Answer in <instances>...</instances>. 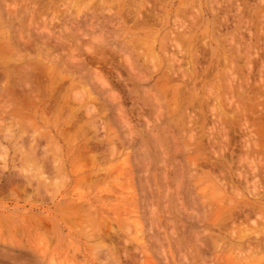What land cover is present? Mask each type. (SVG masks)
<instances>
[{
    "label": "rangeland",
    "instance_id": "obj_1",
    "mask_svg": "<svg viewBox=\"0 0 264 264\" xmlns=\"http://www.w3.org/2000/svg\"><path fill=\"white\" fill-rule=\"evenodd\" d=\"M37 1L0 0V264H264V1Z\"/></svg>",
    "mask_w": 264,
    "mask_h": 264
},
{
    "label": "bare ground",
    "instance_id": "obj_2",
    "mask_svg": "<svg viewBox=\"0 0 264 264\" xmlns=\"http://www.w3.org/2000/svg\"><path fill=\"white\" fill-rule=\"evenodd\" d=\"M38 1H39V0H38ZM38 1H37V2H38ZM51 1H52V0H51ZM100 1H101V0H100ZM116 1H117V0H116ZM263 1H264V0H262V2H263ZM2 2H3V0H2ZM34 2H35V0H34ZM93 2H94V1H93ZM15 4H17V1L15 2ZM21 4H22V3H21ZM24 4H25V3H24ZM43 4H44V2H43ZM83 4H84V3H83ZM127 4H128V3H127ZM132 4H133V3H132ZM151 4H152V3H151ZM116 5H117V4H116ZM8 6H9V5H8ZM24 6H25V5H24ZM45 6H46V5H45ZM121 6H122V5H121ZM152 6H153V5H152ZM13 7H14V6H13ZM96 7H97V6H96ZM10 9H11V8H10ZM25 9H26V8H25ZM23 10H24V9H23ZM23 10H22V11H23ZM44 10H45V9H44ZM115 10H116V9H115ZM5 12H6V11H5ZM17 12H18V11H17ZM23 12H25V11H23ZM23 12H22V13H23ZM31 12H32V11H31ZM37 12H39V11L37 10ZM109 12H110V10H109ZM136 12H137V11H136ZM157 12H158V11H157ZM131 13H132V12H131ZM38 14H39V13H38ZM56 14H57V13H56ZM95 14H97V13H95ZM137 14H139V13L137 12ZM129 15H131V14H129ZM129 15H127V16L129 17ZM133 15H134V14H133ZM133 15L130 16V17L133 18ZM158 15H159V14H158ZM167 15H168V14H167ZM54 16H55V15H54ZM54 16H53V18H54ZM136 16H137V19H141V21H143V19L140 18L139 15H136ZM161 16H162V15H161ZM161 16H160V17H161ZM30 17H31V16H30ZM138 17H139V18H138ZM180 17H181V16H180ZM51 18H52V17H51ZM57 18H58V17H57ZM123 18H124V17H123ZM167 18H168V17H167ZM183 18H184V17H183ZM30 19H31V18H30ZM151 19H152V18H151ZM156 19H157V18H156ZM52 20H53V19H52ZM133 20H134V19H133ZM135 20H136V17H135ZM144 20H146V17H145V16H144ZM53 21H54V20H53ZM56 21H57V20H56ZM58 21H59V20H58ZM92 21H93V20H92ZM151 21H152V20H151ZM193 21H194V20H193ZM200 21H201V20H200ZM23 22H24V21H23ZM122 22H123V21H122ZM132 22H133V21H132ZM147 22H148V21H147ZM158 22H159V21H158ZM30 23H31V22H30ZM41 23H42V22H41ZM141 23H142V22H141ZM24 24H25V23H24ZM146 24H147V23H146ZM3 25H4V24H3ZM127 25H128V24H127ZM148 25H149V24H148ZM155 25H156V24H155ZM164 25H165V24H164ZM1 26H2V25H1ZM30 26H31V25H30ZM133 26H134V25H133ZM180 26L182 27L181 24H180ZM185 26H187V25H185ZM128 27H129V26H128ZM159 27H160V26H159ZM10 29H11V28H10ZM45 29H47V28H45ZM68 29H69V28H68ZM135 29H136V28H135ZM18 30H19V29H18ZM31 30H32V29H31ZM155 30H156V29H155ZM187 30H188V29H187ZM20 31H21V30H20ZM137 31H139V30H137ZM152 31H153V30H152ZM82 32H83V31H82ZM180 32H181V31H180ZM19 33H20V32L18 31V34H19ZM43 33H44V32H43ZM30 34H31V33H30ZM3 35H4V34H3ZM82 35H83V34H82ZM10 36H11V35H10ZM20 36H21V35H20ZM97 36H98V35H97ZM125 36H126V35H125ZM0 37H2V34H1ZM23 37H24V36H23ZM49 37H50V36H49ZM64 37H65V36H64ZM2 38H3V37H2ZM51 38H52V37H51ZM92 38H93V37H92ZM54 39H55V38H54ZM16 40H17V39H16ZM26 40H27V39H26ZM57 40H58V39H57ZM11 41H12V39H11ZM24 41H25V40H24ZM50 41H51V40H50ZM153 42H155V39L153 40ZM6 43H7V42H6ZM13 43H14V42H13ZM13 43H12V44H13ZM29 43H30V42H29ZM55 43H56V42H55ZM146 43H147V42H146ZM178 43H179V42H178ZM18 44H19V43H18ZM131 44H132V43H131ZM155 44H156V43H155ZM177 45H178V44H177ZM179 45H180V43H179ZM15 46H16V45H15ZM19 46H20V45H19ZM46 46H47V45H46ZM50 46H51V45H50ZM180 46H181V45H180ZM17 47H18V46H17ZM152 47H153V46H152ZM18 48H19V47H18ZM15 49H16V48H15ZM89 49H90V48H89ZM150 49H151V48H150ZM53 50H54V49H53ZM64 50H65V49H64ZM90 50H92V53H95V54L93 55V58H94V57L97 55L98 52H97V51H96L97 53H96V52H93L95 49L93 50L92 48H91ZM8 51H9V50H8ZM21 51L23 52V50H21ZM185 51H186V50H185ZM13 52H14V49H13ZM13 52H12V53H13ZM144 52H145V51H144ZM152 52H153V51H152ZM8 53H9V52H8ZM26 53H27V51H26ZM180 53H181V52H180ZM23 54H24V53H23ZM23 54H22V56H23ZM35 54H36V53H35ZM45 54H46V53H45ZM45 54H43V55H45ZM29 55H30V54H29ZM50 55H51V54H50ZM106 55H107V54H106ZM184 55H185V54H184ZM19 56H20V53H19ZM34 56H35V55H34ZM41 56H42V55H41ZM53 56H54V54H53ZM145 56H146V55H145ZM175 56H176V55H175ZM175 56H174V57H175ZM29 57H31V55H30ZM29 57H28V58H29ZM42 57H43V56H42ZM44 57H45V56H44ZM44 57H43V58H44ZM101 57H102V56H101ZM104 57H105V56H104ZM156 57H157V56H156ZM172 57H173V56H172ZM184 57H185V56H184ZM16 58H18V57H16ZM33 58H34V57H33ZM47 58H48V57H47ZM47 58H46V59H47ZM93 58H92V59H93ZM23 59H24V58H23ZM44 59H45V58H44ZM48 59H49V58H48ZM48 59H47V60H48ZM105 59H106V58H105ZM107 59H108V58H107ZM172 59H173V58H172ZM175 59H176V58H175ZM177 59H178V58H177ZM47 60H45V61H47ZM49 60H50V62H49V64H48V66L51 67V65H53L51 61H53V60H51V59H49ZM94 60H95V59H94ZM8 61H9V60H8ZM12 61H13V60H12ZM107 61H108V60H107ZM177 61H178V60H177ZM1 62H2V61H1ZM5 62H6V61H5ZM43 62H44V61H43ZM93 62H94V61H93ZM160 62H161V61H160ZM10 63H11V62H10ZM20 63H21V62H20ZM44 63H45V62H44ZM50 63H51V64H50ZM131 63H132V62H131ZM173 63H174V62H173ZM11 64H12V63H11ZM96 64H97V63H96ZM99 64H100V63H99ZM179 64H180V63H179ZM6 65H9V62H8ZM6 65H5V66H6ZM36 65H37V64H36ZM103 65H104V64H103ZM16 66H17V65H16ZM20 66H22V65H20ZM25 66H26V65H25ZM38 66H39V65H38ZM41 66H42V65H41ZM50 67H49V68H50ZM172 67H173V66H172ZM177 67H178V66H177ZM17 68H18V67H17ZM25 68H26V67H25ZM35 68H36V67H35ZM40 68H41V67H40ZM55 68H56V67H55ZM55 68H54V69H55ZM96 68H97V67H96ZM0 69H2V68H0ZM133 69H135V67H134ZM133 69H131V71H132ZM28 70H29V69H28ZM30 70H31L30 72L33 73V71H32L33 69L30 68ZM47 70H48V68H47ZM7 71H8V70H7ZM22 71H23V69H22ZM24 71H26V70H24ZM99 71H100V70H99ZM133 71H134V70H133ZM133 71H132V72H133ZM39 72H40V71H38V73H39ZM42 72H43V71H42ZM44 73H45V72H44ZM51 73H52V72H51ZM119 73H120V72H119ZM184 73H185V72H184ZM30 74H31V73H30ZM45 74H46V75L48 74V76H49V73H45ZM5 75H6V74H5ZM35 75L38 76L37 73H35ZM52 75H53V74H52ZM96 75H97V74H96ZM122 75H123V74H122ZM182 75H183V73H182ZM225 75H226V74H225ZM36 76H34V77H36ZM44 76H45V75H44ZM48 76H47V77H48ZM104 76H105V74H104ZM104 76H103V77H104ZM142 76H143V75H142ZM41 77H42V76H41ZM55 77H56V75H55ZM98 77H99V76H97V78H98ZM143 77H144V76H143ZM143 77H142V78H143ZM42 78H43V77H42ZM60 78H61V77H60ZM120 78H121V77H120ZM136 78H137V77H136ZM17 79H18V77H17ZM48 79H49V77H48ZM102 79H103V78H102ZM38 80H39V77H38ZM38 80H37V81H38ZM43 80H44V79H43ZM53 80H54V79H53ZM59 80H60V79H59ZM95 80H96V79H95ZM100 80H101V79H100ZM18 81H19V84H20V79H19ZM34 81H35V80H34ZM48 81H50V80H48ZM48 81H47V82H48ZM54 81H56V80H54ZM62 81H63V80H62ZM164 81H165V80H164ZM38 82H39V81H38ZM40 82H41V81H40ZM58 82L60 83V81H58ZM69 82H70V81H69ZM100 82H101V81H100ZM29 83H30V82H29ZM36 83H37V82H35V85H37ZM51 83H52V82H51ZM103 83H104V82H103ZM21 84H22V83H21ZM33 84H34V83H33ZM39 84H40V83H39ZM45 84H46V83L44 82V85H45ZM57 84H58V83H57ZM70 84H71V83H70ZM103 85H104V84H103ZM134 85H135V84H134ZM29 86H30V84H29L27 87H29ZM33 86H34V85H33ZM61 86H62V85H61ZM104 86H105V85H104ZM107 86H108V85H107ZM30 87H31V86H30ZM37 87H38V86H37ZM43 87H44V86H43ZM54 87H55V86H54ZM41 88H42V87H41ZM51 88H52V86H51ZM60 88H61V87H60ZM102 88H103V86H102ZM21 89H22V88H21ZM28 89H29V88H28ZM34 89H35V88H34ZM36 89H38V88H36ZM11 90H12V89L10 88V91H11ZM23 90H24V89H23ZM41 90H42V89H41ZM55 90H56V89H55ZM55 90H54V91H55ZM61 90H62V89H61ZM100 90H101V89H100ZM110 90H111V89H110ZM24 91H25V90H24ZM36 91H37V90H36ZM54 91H53V92H54ZM63 91H65V90H63ZM89 91H90V90H89ZM30 92H31V91H30ZM37 92H38V91H37ZM45 92H46V91H45ZM45 92H44V93H45ZM53 92H52V94H53ZM60 93H61V92H60ZM66 93H67V92H66ZM78 93H79V92H78ZM83 93H85V92H83ZM112 93H113V92H112ZM116 93H117V92H116ZM14 94H15V93H14ZM33 94H34V93H33ZM49 94H50V92H49ZM62 94H63V93H62ZM74 94H75V96H76V93H75V92H74ZM74 94H73V97H74ZM91 94H93V93H91ZM25 95H26V93H25ZM43 95H44V94H43ZM60 95H61V94H60ZM67 95H68V94H67ZM78 95H79V94H78ZM117 95H118V94H117ZM7 96H8V95H7ZM17 96H18V94H17ZM17 96H16V97L14 96V97L17 98ZM33 96H34V95H33ZM53 96H55V95H53ZM53 96H52V98H53ZM69 96H70V95H69ZM83 96H84V95H83ZM90 96H91V95H90ZM114 96H116V95H114ZM9 97H10V96H9ZM12 97H13V96H12ZM36 97H39V95L36 96ZM45 97H46V96H45ZM60 97H61V96H60ZM80 97H82V95H81ZM116 97H117V96H116ZM129 97H130V96H129ZM150 97H151V96H150ZM0 98H1V97H0ZM15 98H14V99H15ZM22 98H23V97H22ZM68 98H69V97H68ZM118 98H119V97H118ZM25 99H26V98H25ZM31 99H32V98H31ZM36 99L41 100L40 98H36ZM44 99H45V98H44ZM44 99H43V100H44ZM69 99H70V98H69ZM77 99L79 100L80 98H76L75 100H77ZM114 99H115V97H114ZM121 99H122V97H121ZM121 99H120V101H121ZM38 100H37V101H38ZM75 100H74V101H75ZM78 100H77V101H78ZM82 100H83V99H82ZM82 100H81V101H82ZM109 100H110V99H109ZM122 100H123V99H122ZM15 101H16V100H15ZM24 101H27V99L24 100ZM37 101H35V103H36ZM77 101H76V103H77ZM114 101H115V100H114ZM120 101H119V102H120ZM16 102H17V101H16ZM30 102H31V101H30ZM30 102H29V103H30ZM48 102H49V101H48ZM55 102H57V101H55ZM69 102H70V101H69ZM116 102H117V101H116ZM122 102H123V101H122ZM27 103H28V102H26L25 104L27 105ZM46 103H47V102H46ZM80 103H81V102H80ZM82 103H83V101H82ZM113 103H114V102H113ZM65 104H66V103H65ZM102 104H103V103H102ZM102 104H101V105H102ZM121 104H122V103H121ZM172 104H173V103H172ZM177 104H178V103H177ZM10 105H11V104H10ZM37 105H39V102H38ZM67 105H69V104H67ZM70 105H71V103H70ZM79 105H80V104H79ZM175 105H176V102H175ZM71 106H72V105H71ZM89 106H90V105H89ZM89 106H88V107H89ZM93 106H94V105H93ZM44 107H45V106H44ZM50 107H51V106H50ZM66 107H67V106H66ZM73 107H74V106H73ZM75 107H77V106H75ZM83 107H84V106H83ZM88 107H87V108H88ZM94 107H95V106H94ZM53 108H54V107H53ZM57 108H58V107H57ZM96 108H97V106H96ZM104 108H105V107H104ZM128 108H129V107H128ZM42 109H43V108H42ZM70 109H71V107H70ZM88 109L90 110V107H89ZM88 109H87V110H88ZM94 109H95V108H94ZM97 109H98V108H97ZM179 109H180V108H179ZM5 110H6V109H5ZM78 110H79V109H78ZM85 110H86V109H85ZM85 110H83V111H85ZM89 110H88V111H89ZM141 110H142V109H141ZM173 110H174V109H173ZM75 111H76V110H75ZM225 111H226V110H225ZM47 112H48V111H47ZM49 112H51V111H49ZM49 112H48V113H49ZM70 112H71V111H68V114H69L68 117H70V114H71ZM76 112H77V111H76ZM92 112L94 113V110H93V109H92V111L89 113V114H91L90 116H92ZM95 113H96V112H95ZM175 113H176V112H175ZM26 114H27V113H26ZM66 114H67V113H66ZM74 114H75V113H74ZM89 114H88V117H89ZM145 114H146V113H145ZM29 115H31V114H29ZM143 115H144V114H143ZM146 116H147V115H146ZM221 116H222V115H221ZM125 117H126V116H125ZM147 117H148V116H147ZM11 118H12V117H11ZM14 118H15V117H14ZM17 118L19 119L20 117H17ZM25 118H27V117H25ZM84 118H85V117H84ZM144 118H145V117H144ZM191 118H192V117H191ZM3 119H4V118H3ZM6 119H7V118H6ZM27 119H28V118H27ZM58 119H59V118H58ZM105 119H106V118H105ZM122 119H123V118H122ZM145 119L148 120L149 117H148V118H145ZM152 119H153V118H152ZM174 119H175V118H174ZM4 120H5V119H4ZM16 120H17V119H16ZM22 120H23V118H22ZM34 120H35V119H34ZM93 120H94V119H93ZM102 120H103V119H102ZM23 121H24V120H23ZM30 121H31V120H30ZM30 121H28V122H30ZM75 121H76V120H75ZM91 121H92V120H91ZM95 121H97V120H95ZM119 121H120V120H119ZM1 122H2V121H1ZM25 122H26V121H25ZM32 122H33V121H32ZM98 122H99V121H98ZM124 122H125V120H124ZM124 122H123V123H124ZM149 122H150V121H149ZM176 122H177V121H176ZM16 123H17V122H16ZM71 123H72V121H71ZM93 123H94V121H93ZM93 123H92V124H93ZM95 123H96V122H95ZM8 124H9V123H8ZM11 124H12V123H11ZM80 124H81V123H80ZM97 124H99V123H97ZM102 124H103V122H102ZM181 124H182V123H181ZM3 125H4V124H3ZM30 125H31V124H30ZM68 125H69V124H68ZM78 125H79V123H78ZM9 126H10V125H9ZM25 126H26V125H25ZM27 126H28V125H27ZM32 126H33V125H32ZM72 126H73V125H72ZM75 126H76V125H75ZM75 126H74V127H75ZM90 126L92 127V125H90ZM96 126H97V125L95 124V127H96ZM147 126H148V125H147ZM179 126H180V125H179ZM33 127H34V126H33ZM57 127H58V126H57ZM95 127H94V128H95ZM97 127H98V126H97ZM103 127H104V126H103ZM188 127H189V126H188ZM221 127H222V126H221ZM17 128H18V127H17ZM30 128H31V127H30ZM65 128H66V127H65ZM70 128H71V127H70ZM89 128H90V127H89ZM105 128H106V127H105ZM214 128H215V127H214ZM7 129H8V128H7ZM25 129H26V128H25ZM98 129H99V128H98ZM103 129H104V128H103ZM210 129H211V128H210ZM2 130H3V129H2ZM33 130H34V129H33ZM35 130L37 131L36 128H35ZM214 130H215V129H214ZM218 130H219V129H218ZM262 130H263V129H262ZM262 130H261V132H262ZM15 131H16V130H15ZM17 131H18V130H17ZM24 131H25V130H24ZM36 131H35V133H36ZM38 131H40V130H38ZM97 131H98V130H97ZM224 131H225V130H224ZM226 131H227V129H226ZM226 131H225V132H226ZM5 132H6V131H5ZM7 132H8V131H7ZM48 132H49V131H48ZM11 133H12V132H10V134H11ZM24 133H25V132H24ZM40 133H41V132H40ZM89 133H90V132H89ZM215 133H216V132H215ZM218 133H219V132H218ZM5 134H6V133H5ZM7 134H8V133H7ZM21 134H22V132H21ZM48 134H50V133H48ZM96 134H98V133H96ZM104 134H105V133H104ZM225 134H226V133H225ZM22 135H23V134H22ZM32 135H33V134H32ZM36 135H37V133H36ZM68 135H69V134H68ZM68 135H67V136H68ZM79 135H80V134H79ZM208 135H209V134H208ZM212 135H213V134H212ZM215 135H216V134H215ZM11 136H12V138H13V135H11ZM23 136H24V135H23ZM43 136H44V134L42 135V137H43ZM45 136H46V135H45ZM49 136H50V135H49ZM67 136H66V137H67ZM225 136H226V135H225ZM227 136H228V135H227ZM4 137H5V135H4ZM20 137H21V136H20ZM32 137H33V136H32ZM52 137H53V135H51L50 139H51ZM79 137H80V136H79ZM81 137H82V136H81ZM88 137H89V136H88ZM104 137H105V136H104ZM104 137H103V138H104ZM9 138H11V137H9ZM12 138H11V139H12ZM34 138H35V137H34ZM44 138H46V140H47V137H44ZM48 138H49V137H48ZM103 138H102V139H103ZM223 138H224V137H223ZM4 139H5V138H4ZM19 139H20V138H18V140H19ZM23 139H25V137H24ZM26 139H27V138H26ZM32 139H33V138H32ZM18 140H17V142L19 143ZM39 140H40V139H39ZM52 140H54V139H52ZM55 140H56V139H55ZM99 140H100V139H99ZM103 140H104V139H103ZM225 140H226V142H227V138H226ZM5 141H6V140H5ZM24 141H25V140H24ZM26 141H27V140H26ZM26 141H25V142H26ZM47 141H48V140H47ZM17 142H16V143H17ZM34 142H35V141H34ZM53 142H54V141H53ZM113 142H114V141H113ZM221 142H222V141H221ZM23 143H24V142H23ZM32 143H33V142H32ZM94 143H95V142H94ZM105 143H106V142H105ZM109 143H110V142H109ZM262 143L264 144V142H262ZM24 144H25V143H24ZM36 144H37V143H36ZM38 144H39V143H38ZM84 144H85V143H84ZM95 144H96V143H95ZM223 144H224V143H223ZM263 144H262V145H263ZM29 145H30V144H29ZM45 145H46V144H45ZM57 145H58V144H57ZM57 145H55V146H57ZM59 145H60V144H59ZM109 145H110V144H109ZM227 145H228V144H227ZM22 146H24V145H22ZM53 146H54V145H53ZM70 146H71V145H70ZM225 146H226V145H225ZM20 147H21V146H20ZM75 147H76V146H75ZM263 147H264V146H263ZM17 148H18V147H17ZM17 148H16V149H17ZM37 148H38V147H37ZM39 148H40V147H39ZM39 148H38V149H39ZM41 148H42V147H41ZM43 148H44V146H43ZM57 148H58V147H57ZM80 148H81V147H80ZM102 148H103V147H102ZM25 149H26V148H25ZM38 149H37V150H38ZM47 149H48V148H47ZM58 149H59V148H58ZM81 149H82V148H81ZM81 149H80V150H81ZM86 149H87V148H86ZM114 149H115V148H114ZM114 149H111V150L113 151ZM39 150H40V149H39ZM44 150H45V149H44ZM48 150H49V149H48ZM50 150H51V149H50ZM52 150H53V149H52ZM56 150H57V149H56ZM95 150H96V149H95ZM3 151H4V150H3ZM19 151H20V150H19ZM26 151H27V149H26ZM53 151H54V150H53ZM60 151H61V150H60ZM61 152H62V151H61ZM106 152H107V151H106ZM21 153H22V152H21ZM34 153H35V152H34ZM34 153H33V154H34ZM41 153H42V152H41ZM41 153H39V154H41ZM56 153H57V152H56ZM90 153H91V152H90ZM93 153H94V151L92 152V155H93ZM96 153H97V152H96ZM114 153H115V152H114ZM33 154H31V155H33ZM35 154H37V152H36ZM39 154H38V155H39ZM44 154H46V153H44ZM85 154H86V153H85ZM85 154H84V155L82 154V156H85ZM21 155H22V154H21ZM29 155H30V154H29ZM38 155L36 156V158L39 160V161L37 162L38 165H39V162H41L43 159H42V158H41L42 160L39 159V156H40V155H39V156H38ZM41 155H42V154H41ZM52 155H53V154H52ZM114 155H115V154H114ZM22 156H23V155H22ZM78 156H79V155H78ZM88 156H89V155H88ZM97 156H98V155H97ZM261 156H262V155H261ZM0 157H1V156H0ZM28 157H30V156H28ZM33 157H35V155H34ZM42 157H43V156H42ZM79 157H80V156H79ZM103 157H104V156H103ZM107 157H108V156H107ZM46 158H47V157H46ZM80 158H81V157H80ZM90 158H91V157H90ZM4 159H5V158H4ZM30 159H32V157H30ZM30 159H29V161H30ZM34 159H35V158H34ZM34 159H32V161H33ZM91 159H93V157H92ZM5 160H6V159H5ZM40 160H41V161H40ZM50 160H51V159H50ZM59 160H60V159H59ZM62 160H63V158H62ZM85 160H86V159H85ZM87 160H88V159H87ZM3 161H4V160H3ZM27 161H28V160H27ZM32 161H30V163H29L30 165H32V164H31ZM54 161H55V160H54ZM56 161H58V159H57ZM56 161H55V162H56ZM103 161H104V160H103ZM259 161H260V160H259ZM42 162H44V161H42ZM42 162H41V164H43ZM62 162H64V161H61V164L64 165ZM93 162H94V159H93ZM49 163H50V162H49ZM83 163H85V162H83ZM260 163H261V162H260ZM34 164H35V163H34ZM41 164H40L39 167H41ZM46 164H48V163H47V159H46ZM61 164H60V165H61ZM44 165H45V164H43V168H44ZM50 165H51V164H50ZM81 165H82V163H81ZM114 165H115V164H114ZM87 166H88V164H87ZM118 166H119V165H118ZM165 166H166V165H165ZM37 167H38V166H37ZM55 167H56V166H55ZM60 167H61V166H60ZM64 167H65V166H64ZM91 167H92V166H91ZM32 168H33V167H32ZM34 168H36V167L34 166ZM34 168H33V169H34ZM43 168H40V169H43ZM37 169H38V168H37ZM37 169H36V170H37ZM51 169H52V168H51ZM64 169H65V168H64ZM107 169H108V168H107ZM166 169H167V168H166ZM46 170H47V169H46ZM84 170H85V169H84ZM102 170H103V169H102ZM37 171H38V170H37ZM49 171H50V169H49ZM49 171H48V172H49ZM61 171H62V170H61ZM19 172H20V171H19ZM32 172H33V171H32ZM43 172H44V171H43ZM104 172H105V171H104ZM41 173H42V172H41ZM45 173H46V172H45ZM51 173H52V172H51ZM57 173H58V171H57ZM256 173H258V170L256 171ZM35 174H36V173H35ZM43 174H44V173H43ZM49 174H50V172H49ZM108 174H109V173H108ZM113 174H114V173H113ZM240 174H242V172H241ZM251 174H252V173H251ZM30 175H31V174H30ZM47 175H48V174H47ZM102 175H103V174H102ZM111 175H112V173H111ZM246 175H247V173H246ZM36 176H37V175H36ZM36 176H35V177H36ZM45 176H46V174H45ZM45 176H44V177H45ZM66 176H68V175H66ZM94 176H95V175H94ZM57 177H58V176H57ZM63 177H64V176H63ZM84 177H85V175H84ZM238 177H239V176H238ZM241 177H243V176H241ZM68 178H69V177H68ZM88 178H89V177H88ZM90 178H91V177H90ZM110 178H111V177H110ZM10 179H11V178H10ZM29 179H30V177H29ZM80 179H81V178H80ZM247 179H248V178H247ZM35 180H36V179H35ZM68 180H69V179H68ZM101 180H102V179H101ZM165 180H166V179H165ZM29 181H30V180H29ZM119 181H120V180H119ZM31 182H32V181H31ZM48 182H50V181H48ZM64 182H65V181H64ZM120 182H121V181H120ZM224 182H225V181H224ZM253 182H255V181H253ZM18 183H19V182H18ZM22 183H23V182H22ZM219 183H220V182H219ZM226 183H227V182H226ZM24 184H25V183H24ZM35 184H36V183H35ZM227 184H228V183H227ZM19 185H20V184H19ZM214 185H215V184H214ZM254 185H256V184H254ZM31 186H32V185H31ZM216 186H217V185H216ZM223 186H224V185H223ZM0 187H1V186H0ZM3 187H4V186H3ZM12 187H13V186H11V188H12ZM32 187H33V186H32ZM105 187H106V186H105ZM217 187H218V186H217ZM253 188H254V187H253ZM12 189H13V188H12ZM21 189H22V186H21ZM46 189H47V188H46ZM255 189H256V187H255ZM1 190H2V189H1ZM18 190H19V189H18ZM27 190H28V188H27ZM12 191H14L15 195H17V191H15V190H12ZM12 191H11V193H12ZM19 191H21V190H19ZM256 191H257V190H256ZM0 192H1V191H0ZM216 192H217V191H216ZM217 193H218V192H217ZM12 195H14V194H12ZM219 195H220V193L218 194V196H219ZM256 195H257V194H256ZM17 196H18V195H17ZM38 196H39V195H38ZM167 196H168V195H167ZM263 196H264V195H263ZM263 196H262V197H263ZM11 197H12V196H11ZM15 197H16V196H15ZM15 197H14V198H15ZM21 200H22V199H21ZM165 200H166V199H165ZM248 202H249V201H248ZM231 204H233V203H231ZM73 205H74V204H73ZM73 205H72V206H73ZM79 206H80V205H79ZM248 206H249V204H248ZM68 208H69V207H68ZM75 208H76V207H75ZM226 208H227V207H226ZM252 208H253V207H252ZM93 209H94V207L92 208V210H93ZM230 209H232V208H230ZM233 209H234V208H233ZM249 209H250V208H249ZM81 211H82V210H81ZM81 211H80V212H81ZM89 211H90V210H89ZM248 211H249V210H248ZM226 212H227V211H226ZM250 212H251V211H250ZM253 212L255 213L256 210L253 211ZM227 213H228V212H227ZM242 213H243V212H242ZM254 213H253V214H254ZM240 214H241V213H240ZM259 214H260V213H258V216H259ZM9 215H10V214H9ZM61 215H62V214H61ZM80 215H81V214H80ZM226 215H229V214H226ZM241 215H242V214H241ZM250 215H251V214L249 213V216H250ZM254 216H255V215H254ZM225 217H226V216H225ZM227 217H229V216H227ZM260 217H262V216H260ZM263 217H264V216H263ZM246 218H247V217H246ZM228 219H229V218H228ZM237 219H238V218H237ZM259 219H260V218H259ZM63 220H64V219H63ZM74 220H75V219H74ZM92 220H93V219H92ZM8 221H9V220H8ZM263 221H264V220H263ZM48 222H49V221H48ZM125 222H126V221H125ZM69 223H70V222H69ZM90 223H91V221H90ZM96 223H99V222H96ZM226 223H227V222H226ZM70 224H71V223H70ZM75 224H76V223H75ZM233 224H234V223H233ZM95 225H96V224H95ZM44 226H45V225H44ZM86 226H87V225H86ZM104 226H106V225H104ZM104 226H103V229H101L102 231L106 229V228L104 229ZM136 226H137V225H136ZM142 226H143V225H142ZM224 226H225V225H224ZM1 227H2V226H1ZM84 227H85V226H84ZM89 227L92 228L91 226H89ZM97 227H98V225H97ZM106 227H107V226H106ZM137 227H138V226H137ZM2 228H3V227H2ZM93 228H94V227H93ZM99 228H100V227H99ZM132 228H133V227H132ZM0 229H1V228H0ZM34 229H36V228H34ZM45 229H47V228H45ZM127 229H128V228H127ZM241 229H242V228H241ZM246 229H247V228H246ZM78 230H79V229H78ZM111 230H112V229H111ZM131 230H132V229H131ZM243 230H245V229H243ZM40 231H42V230H40ZM79 231H80V230H79ZM83 231H84V230H83ZM97 231H98V230H97ZM118 231H119V230H118ZM141 231H142V230H141ZM255 231H256V230H255ZM0 232H1V231H0ZM12 232H13V230H12ZM87 232H90V231H87ZM246 232L248 233V231H246ZM253 232H254V231H253ZM15 233H16V232H15ZM100 233H102V232H100ZM138 233H139V232H138ZM249 233H250V232H249ZM257 233H258V232H257ZM39 234H40V233H39ZM44 234H46V233H44ZM95 234H99V233H95ZM102 234H103V233H102ZM109 236H111V235H109ZM234 236H235V235H234ZM43 237H44V236H43ZM98 237H99V235H98ZM100 237H101V236H100ZM136 237H137V235H136ZM247 237H248V236H247ZM251 237H252V236H251ZM256 237H257V235H256ZM94 238H95V237H94ZM261 238H262V237H261ZM8 239H9V238H8ZM19 239H20V238H19ZM254 239H255V237H254ZM256 239H257V238H256ZM258 239H259V238H258ZM139 240H140V239H139ZM239 240H242V238L239 239ZM45 241H46V240H45ZM11 243H12V242H11ZM259 243H260V242H259ZM49 244H50V243H49ZM106 244H107V243H106ZM142 244H143V243H142ZM217 245H218V243H217ZM230 247H231V246H230ZM239 247H240V246H239ZM90 248H91V247H90ZM251 248H253V247H251ZM239 249H240V248H239ZM250 250H251V249H250ZM250 250H249V251H250ZM256 250H257V249H256ZM98 251H99V250H98ZM251 251H252V250H251ZM259 251H260V250H259ZM261 251H262V250H261ZM261 251H260V252H261ZM243 252H244V250H243ZM253 252H254V251H253ZM240 253H241V252H240ZM250 253H251V252H250ZM102 254H103V253H102ZM242 256H243V255H242ZM245 257H246V256H243V258H245ZM246 258H247V257H246ZM259 258H260V257H259ZM103 260H104V259H103ZM249 261H250V260H249ZM258 261H259V260H258ZM110 264H111V263H110ZM113 264H115V263H113Z\"/></svg>",
    "mask_w": 264,
    "mask_h": 264
}]
</instances>
